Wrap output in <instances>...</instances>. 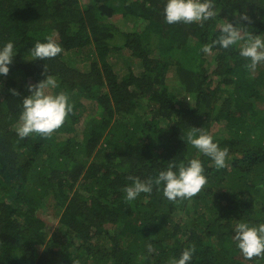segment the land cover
Wrapping results in <instances>:
<instances>
[{"label": "trees", "instance_id": "trees-1", "mask_svg": "<svg viewBox=\"0 0 264 264\" xmlns=\"http://www.w3.org/2000/svg\"><path fill=\"white\" fill-rule=\"evenodd\" d=\"M166 3L0 0V49L12 42L16 52L0 76V264H170L189 246L190 264H264L245 260L233 240L238 222L264 223V64L251 75L239 44L202 52L226 20L264 38V0H215L202 26L167 24ZM50 35L63 52L31 60ZM123 52L120 68L112 61ZM45 65L58 82L50 93H66L73 112L51 138L20 139L31 95L21 83L44 80ZM221 121L227 134L217 137ZM80 123L81 138L69 136ZM191 128L228 149L225 168L187 142ZM192 159L208 182L190 201H169L163 184L126 199L129 176L154 181Z\"/></svg>", "mask_w": 264, "mask_h": 264}, {"label": "clouds", "instance_id": "clouds-1", "mask_svg": "<svg viewBox=\"0 0 264 264\" xmlns=\"http://www.w3.org/2000/svg\"><path fill=\"white\" fill-rule=\"evenodd\" d=\"M215 0H167L163 15L167 24H192L207 21L216 16ZM241 21L251 22L247 15L239 17ZM221 34L211 44H205L202 52L211 54L213 47L219 45L224 49L239 44V55L249 63L244 67L251 73H255L257 67L264 64V38L251 33H242V30L233 23L226 20L220 26ZM46 42L37 41L29 51L31 60H50L63 52V48L58 44L53 36L45 38ZM16 55L14 44L8 42L0 49V76L9 74V65L13 63ZM47 65L43 75L46 78L37 84H29L27 90L31 95L22 100L23 111L19 116V122L15 131L20 139H24L33 134L42 139L51 138L65 123L69 114L73 112V105L69 103V97L63 91L52 94L48 90L58 87L56 77L47 74ZM13 96L19 93L15 89L9 90ZM187 142L198 150L199 153L211 158L217 169L227 166L226 158L228 149H221L213 142V137L202 128H191L187 133ZM119 160V159H117ZM176 167L169 164L166 171H161L153 181L149 178L146 181L139 177L129 176L131 184L124 188L126 199L135 200L141 193L151 194L153 186L163 184V196L171 202L177 200H191L207 184V178L203 174L204 168L198 159H192L185 166L181 164L178 173L173 171ZM233 240L245 260L254 258H264V223L258 226H250L245 222H238L235 226ZM154 251L151 244L148 245V252ZM195 252L194 246H189L180 255L179 259H173L170 264H190Z\"/></svg>", "mask_w": 264, "mask_h": 264}, {"label": "rangeland", "instance_id": "rangeland-1", "mask_svg": "<svg viewBox=\"0 0 264 264\" xmlns=\"http://www.w3.org/2000/svg\"><path fill=\"white\" fill-rule=\"evenodd\" d=\"M116 19V18H115ZM127 56L126 52H123V54H119L118 56L113 58L112 63L118 67H123L122 65L124 64V60L126 59ZM124 59V60H123ZM134 61V60H133ZM132 62V61H131ZM133 65L135 66L136 64L133 63ZM262 65V64H261ZM261 65H259L255 71V73H257L260 68ZM255 73H252L251 75H254ZM31 84V81H26L25 83H21V86L24 87L25 89L28 87V85ZM224 87V86H223ZM231 86H227V89H230ZM52 89H49L48 91L51 92ZM85 103L88 105L89 103L85 101ZM256 107L257 109L261 110L262 113H264V101H256ZM225 121H221L220 123H218L217 125H215L213 127V131L212 133L215 134L217 137H221L223 135H226V131L223 130V125H224ZM77 131L70 134L69 136H76L77 138H81V130H82V123H80L77 126ZM63 138V137H62ZM53 211L48 210V208H45L41 213L40 216L43 217V219L46 221L47 225H48V229H50V231H53L54 227L56 226L57 223V218L54 217Z\"/></svg>", "mask_w": 264, "mask_h": 264}]
</instances>
